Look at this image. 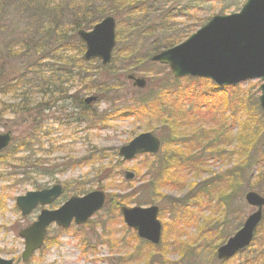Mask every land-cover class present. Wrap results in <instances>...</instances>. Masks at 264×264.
Instances as JSON below:
<instances>
[{
    "label": "rangeland",
    "instance_id": "rangeland-1",
    "mask_svg": "<svg viewBox=\"0 0 264 264\" xmlns=\"http://www.w3.org/2000/svg\"><path fill=\"white\" fill-rule=\"evenodd\" d=\"M94 1L104 5L107 15L116 18V31L122 32V39H117L115 48L118 56L116 59L113 55L111 67H103L99 60L85 61V49L82 54L76 49L70 50L67 54L70 55L71 66L67 68L71 71L64 75L63 79L68 77V80L63 85H68L69 95L75 94L76 97L69 98L64 94L62 100H57L55 106L42 110V113H24L20 110L21 106H16L19 100L13 98V93L0 94V133L12 130L15 138L10 150L0 153V256L13 258L16 264H264V217L250 247L226 261L216 257L217 248L223 244L219 236L225 237V242L253 210L244 198L246 192L253 190L264 196V162L261 161L254 167L251 164L245 166L240 186H236L232 193L226 191L227 200L218 197V191L227 188L222 174L234 169L238 162L240 135L255 131L257 140L250 148V155L254 159L261 151L264 155L261 118L264 119V113L259 104L262 80L251 79L220 88L205 78L174 77L168 66L150 60L156 39L162 38V43L168 37L167 41L182 38L183 41L211 16L221 11L237 12L246 0ZM138 5L143 7L142 12L147 9L148 15L141 19L135 16ZM167 9L181 16L168 17L167 23L170 25L173 22L174 25L170 26V32H162L161 24L168 16L164 10ZM63 22H66L67 28L72 21ZM132 25L134 29H131ZM150 27L156 31L151 35ZM174 27L181 30L177 35L180 39L172 34ZM132 45H136L133 51L129 49ZM129 51L132 56L127 55ZM13 66L17 67L16 63ZM51 66L55 68V61ZM56 67H59L58 63ZM129 72L146 77L147 86L142 89L133 87L127 79ZM94 74L103 85V92L88 89ZM173 78L179 79L178 85L184 90L172 94L184 97L180 101L184 104L183 107L178 105V101L173 104L167 96L168 106L163 114L180 116L175 133L185 134V137L176 142L173 136L165 133L170 141L162 143L158 155H140L132 160H123L118 153L122 145L144 131H152L160 137L159 131L163 128L158 121L161 108L151 115H135L127 107L133 99L156 92L154 89L165 87L173 91L176 86ZM190 90H196V93ZM201 92L202 95H198ZM28 94L25 100H41L37 92ZM95 94L99 99L88 108L96 110L103 120L88 118L84 121V107L80 101ZM239 98L241 101L238 102ZM124 106L125 113H121ZM236 108L241 118L234 113ZM91 111L86 112V116L91 115ZM179 111H193L197 117L193 118L192 114L184 117ZM189 117L194 120L191 124ZM32 129L35 144L30 149L19 148L14 153L12 149ZM196 130L202 138L194 136L198 133ZM219 130L227 139L223 143L225 151L216 154ZM204 138L210 140L208 147L200 141ZM178 148L182 151L181 159L186 155L195 159L199 155L201 168H185L182 162L172 160L173 166L168 174L158 182L157 201L152 203L160 207L161 242L155 248L143 247L133 236L134 231L126 226L120 206L136 205L128 201L136 195L146 198V186L142 189L140 186L148 183V165L158 164L167 152H177ZM127 170L134 172V180L125 179ZM55 183L63 185L64 194L48 208H57L70 196L84 195L93 190H103L111 202L83 225L73 223L66 229L52 225L44 246L24 263L21 260L24 240L19 232L36 219L40 208L23 217L16 206V197ZM204 190L207 192L204 193ZM118 201L122 204L116 205ZM136 251H140V255H133Z\"/></svg>",
    "mask_w": 264,
    "mask_h": 264
},
{
    "label": "water",
    "instance_id": "water-1",
    "mask_svg": "<svg viewBox=\"0 0 264 264\" xmlns=\"http://www.w3.org/2000/svg\"><path fill=\"white\" fill-rule=\"evenodd\" d=\"M117 22L107 15L90 30L79 29L78 36L84 42V58H98L106 66L112 60L116 46ZM151 61L168 65L176 77L192 76L208 78L219 86L237 84L248 79H261L259 89L260 106L264 113V0H246L237 12L215 14L196 32L179 44L163 49L151 56ZM133 87L145 88L147 79L136 73L127 74ZM93 95L85 99L89 104L96 101ZM11 130L0 133V152L13 141ZM161 140L153 132L138 134L119 148L123 160H132L137 155L160 151ZM125 179L134 180L132 171H125ZM63 187L54 184L50 188L32 190L17 196L16 205L22 216L32 213L38 206L53 203L61 196ZM107 194L103 190H93L84 195H73L57 209L44 208L36 220L22 228L19 235L25 247L21 254L27 262L40 249L47 234V228L57 223L63 228L86 223L106 203ZM245 200L252 207L241 228L217 248V257L230 259L240 250L248 247L256 229L263 219L264 196L256 191H247ZM123 220L129 228L154 245L162 238V223L159 220V206L122 205ZM0 264H14L13 259L0 257Z\"/></svg>",
    "mask_w": 264,
    "mask_h": 264
},
{
    "label": "trees",
    "instance_id": "trees-1",
    "mask_svg": "<svg viewBox=\"0 0 264 264\" xmlns=\"http://www.w3.org/2000/svg\"><path fill=\"white\" fill-rule=\"evenodd\" d=\"M142 5H144V3ZM142 8L143 7L139 5L137 6L138 10H136L135 15L137 19H141L143 16L145 17L146 15H148L146 13L147 9L145 10V12L140 11L142 10ZM105 9L106 8L104 7V5H100L94 0H0V94L6 95L9 93H13V98L15 100H19L16 106H21L20 110L24 113H31V111L42 113V110L44 109H51L52 106L56 105L55 103L57 100L63 99L64 94L65 96L68 95L69 98L76 97L75 94L73 96L69 95L68 85L65 87L63 85L64 81L68 80V77L63 79L64 75H66L67 72L69 73L71 71L70 68H67L68 66H71V58L67 53L70 50L75 49L78 52L81 53L82 51L83 53L85 46L83 42H81L78 38L77 31L79 29H91L99 20L103 18V16H106L108 14ZM164 11L168 16L164 18V21L161 24L162 32H170V26L174 25V23L172 22L169 25L166 21L167 18H175L176 16H181V14H174V12L172 13V9H167ZM221 13H223V11H221ZM55 18L57 19L55 20ZM65 19L67 21H72L70 22L71 24H69L70 27H65L66 22H63L66 21ZM138 25L140 26L141 23H139ZM134 28L135 26L132 25L131 29ZM174 30L175 31L172 32V34L175 33L176 37L180 39V37L177 35L181 30H178L176 27H174ZM149 32L147 31V33L151 35L156 31H154V28L150 27ZM181 36L183 35L181 34ZM168 38H164L165 41H167ZM117 39L118 41L122 39L121 31H118ZM161 39L162 38L156 39L153 53L171 47L180 42L183 38L180 40L177 39L178 41H174V39L167 42L164 41L165 43H162ZM132 46L133 47H129L131 51H133L136 45ZM127 53V55L130 56H132L133 54L130 51ZM113 55L114 58L118 56L116 49ZM54 61L55 68L51 66ZM13 63H16L17 67H14ZM56 63L59 64L58 68L56 67ZM103 67H111V63ZM84 80L79 81L83 82ZM91 81L92 85L90 87L88 86L89 90L99 92H103L105 90L103 89V85L100 84V81L95 77V74L93 75V78H91ZM178 81L179 79L173 78V82L176 85L173 91H171L170 88L165 87L162 90L159 89L160 91L154 89L156 92H148L141 99H133L131 101L132 103L127 107V110L131 113L134 112L135 115L141 113L151 115L159 112L158 108H161L160 114L158 115V121L161 122L160 125L163 126V128H161V131H159V135L163 144L170 141V137L169 139H166L165 133L166 135L173 136L176 142L185 137V134L177 135L175 133L178 126L177 122H179L180 116L178 114L174 115L173 113H168L167 115L163 114L167 109L165 107L168 106V103L166 101L167 96L172 99L173 104H175V102L177 103L178 101V105L183 107L184 103L182 104V102L180 101L181 98L184 97H176L173 95L175 92L179 93L180 91L184 90L181 89L182 87H179ZM169 90L171 91V93H169ZM190 91L196 93V90ZM32 92H37L41 95V100L39 102H32L31 100H29V98L28 100H25V97L27 96L26 94H32ZM134 92L136 93L139 91ZM198 95H202V92L198 93ZM42 100L45 101V104L42 102ZM239 101H241L240 98L238 99V102ZM50 102H53V104H50ZM80 103L84 107V111L82 112L83 117H85L83 119L84 121H87L88 118L90 120L93 119V121L103 120V117L98 116L96 110L91 111V109L88 108V105L85 103L84 99L81 100ZM253 103L256 104L255 102ZM253 107L257 108L258 106L253 105ZM79 108H81L80 105ZM124 108L125 106L121 110V113H125ZM90 111L91 115L89 114L87 115V117L86 112ZM180 113H182L181 116L184 115V117H186V114H192L193 118L197 117L195 112L193 111H191L190 113L188 111H183ZM234 113L237 115V118H241L240 116H238L239 109H234ZM261 118L264 125V119L263 117ZM189 121L190 124L194 122L191 117H189ZM196 131L198 132V130ZM254 133L256 132L254 131L251 134H239L240 145L237 149L239 150L238 162H236V164L233 166L234 169H230L226 173L224 172L222 174V177L225 180V184L227 186L225 190L222 188L218 191V197L222 200H227L226 191H228V193H232L234 188L240 186V180L242 178V173L245 172L246 165L251 164L254 167L257 164L260 165L259 163L261 161L264 162V155H261V153H263L262 151L260 152V155L257 159H254L253 156L251 157L250 155V148L254 146V143L257 140V135ZM222 134L223 133L220 130L217 133L216 139L218 141L216 140V143L218 144L216 145L215 149L216 154H221L225 151L223 143L226 141L227 136H224L223 138ZM201 135L202 134H199L198 132L194 136H196V138H199V136L202 138ZM34 136L35 133L32 129L27 136H24V138L20 140L19 144L15 145L16 147L12 149L13 152L16 153L19 148H24L23 150L30 149L31 145L35 144V141H33ZM26 137L30 139H27ZM206 139L207 138H204L203 140L200 139L204 147H208L207 144L210 143V140L206 141ZM200 141L197 142H199L200 144ZM177 146H180L181 148L180 143H178ZM180 148H178L177 152L174 150L172 151V153L167 152L165 158L163 160H160L158 164L151 163L148 165V173H150V177L147 180L148 183H144L140 186V189L146 186L148 196H146V198H142V196L139 197L136 195L135 198H132V200H128L130 203H135L137 205H146L152 204L154 201H157L156 192L158 190V182L159 180H162V177H165L168 174L170 167L173 166V159H175L177 162H182L181 165H184L185 168H201L199 155L195 159H193L194 156L192 155H186L183 159H181L179 157L182 156V151ZM9 150L10 147L9 149H7V152ZM158 154H155V156ZM119 172L121 173V171ZM206 192L207 191L204 190V193ZM109 202H111L110 198L108 199L107 203L109 204ZM121 204V201L116 202V205ZM133 236L140 242V244H142L143 247H157L146 240L140 239L135 232H133ZM219 239H221L224 243L225 237H222V235H220ZM134 253L136 254L133 255H140L141 252L136 251Z\"/></svg>",
    "mask_w": 264,
    "mask_h": 264
}]
</instances>
